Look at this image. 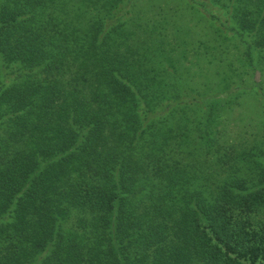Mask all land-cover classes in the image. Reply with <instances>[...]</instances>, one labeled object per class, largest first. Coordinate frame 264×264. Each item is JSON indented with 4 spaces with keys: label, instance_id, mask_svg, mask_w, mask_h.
Wrapping results in <instances>:
<instances>
[{
    "label": "trees",
    "instance_id": "obj_1",
    "mask_svg": "<svg viewBox=\"0 0 264 264\" xmlns=\"http://www.w3.org/2000/svg\"><path fill=\"white\" fill-rule=\"evenodd\" d=\"M228 3L264 51V0ZM146 14L0 0V264H264V187L204 159L219 99L169 69Z\"/></svg>",
    "mask_w": 264,
    "mask_h": 264
},
{
    "label": "rangeland",
    "instance_id": "obj_2",
    "mask_svg": "<svg viewBox=\"0 0 264 264\" xmlns=\"http://www.w3.org/2000/svg\"><path fill=\"white\" fill-rule=\"evenodd\" d=\"M146 1L147 18L155 22L153 32L165 30L168 34L170 43L165 49L166 63L172 64L169 69H177L176 77L185 83L187 80L190 92L196 90L200 95L219 99L214 100L213 108L208 104L202 107L204 111L212 109L213 137L216 147L221 146L216 151L213 145L214 154L204 159L209 163L225 152L228 159L225 164L231 166L221 169L223 166L217 164V172L224 174L223 170L236 169L247 178V186L264 187V174L258 173V167L264 172V51L246 54L244 43L250 41V35L237 32L239 23L230 5L225 7L229 0H218V3L201 0L205 9L197 5L191 7L188 0ZM212 14L217 15L218 20L210 18ZM166 24L171 27L169 30L163 29ZM154 37L156 39V35ZM239 151L253 152L255 161L250 162L246 154L243 161L237 163L239 159L231 155Z\"/></svg>",
    "mask_w": 264,
    "mask_h": 264
}]
</instances>
